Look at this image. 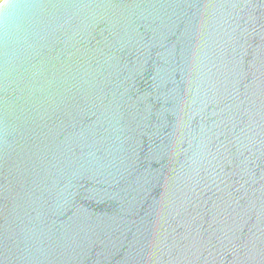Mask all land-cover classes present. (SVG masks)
Returning a JSON list of instances; mask_svg holds the SVG:
<instances>
[{"label": "water", "instance_id": "95a60500", "mask_svg": "<svg viewBox=\"0 0 264 264\" xmlns=\"http://www.w3.org/2000/svg\"><path fill=\"white\" fill-rule=\"evenodd\" d=\"M0 264H264V0H3Z\"/></svg>", "mask_w": 264, "mask_h": 264}, {"label": "crops", "instance_id": "0c3cea01", "mask_svg": "<svg viewBox=\"0 0 264 264\" xmlns=\"http://www.w3.org/2000/svg\"><path fill=\"white\" fill-rule=\"evenodd\" d=\"M2 0H0V2H1Z\"/></svg>", "mask_w": 264, "mask_h": 264}, {"label": "trees", "instance_id": "16d2710c", "mask_svg": "<svg viewBox=\"0 0 264 264\" xmlns=\"http://www.w3.org/2000/svg\"><path fill=\"white\" fill-rule=\"evenodd\" d=\"M2 1H3V0H2ZM2 1H1V2H2ZM1 2H0V3H1Z\"/></svg>", "mask_w": 264, "mask_h": 264}]
</instances>
